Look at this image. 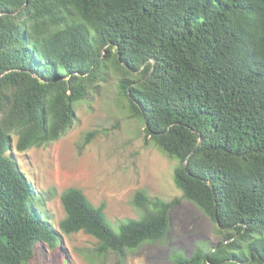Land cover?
<instances>
[{
    "label": "trees",
    "instance_id": "obj_1",
    "mask_svg": "<svg viewBox=\"0 0 264 264\" xmlns=\"http://www.w3.org/2000/svg\"><path fill=\"white\" fill-rule=\"evenodd\" d=\"M110 75L145 136L177 161L181 198L224 237L172 264H264V0H0V264H29L60 233L89 234L119 258L165 237L181 198L141 190V215L115 231L102 204L65 188L56 231L10 152L64 135L75 104Z\"/></svg>",
    "mask_w": 264,
    "mask_h": 264
},
{
    "label": "rangeland",
    "instance_id": "obj_2",
    "mask_svg": "<svg viewBox=\"0 0 264 264\" xmlns=\"http://www.w3.org/2000/svg\"><path fill=\"white\" fill-rule=\"evenodd\" d=\"M143 128L141 120L128 112L115 76L110 75L87 101L75 104L74 122L64 135L23 152L10 150L30 188L43 195L39 211L49 217L53 229L59 231L57 224L64 216L60 193L68 187L81 189L94 206L102 204L115 231L122 222L141 215L132 205L137 190L165 201L181 198L172 177L177 161L160 152ZM89 131L96 133L83 144ZM223 238L197 206L181 198L169 211L165 237L127 250L121 258L111 251L97 253V240L78 231L60 233L54 247L37 243L29 264H172L174 252L189 256L196 247L208 249Z\"/></svg>",
    "mask_w": 264,
    "mask_h": 264
}]
</instances>
